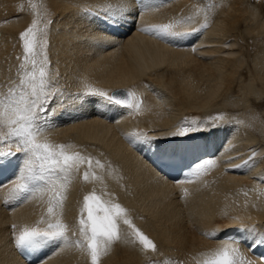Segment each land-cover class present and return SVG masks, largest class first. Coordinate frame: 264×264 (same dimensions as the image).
<instances>
[{
  "label": "bare ground",
  "instance_id": "6f19581e",
  "mask_svg": "<svg viewBox=\"0 0 264 264\" xmlns=\"http://www.w3.org/2000/svg\"><path fill=\"white\" fill-rule=\"evenodd\" d=\"M31 1L28 4L32 5ZM45 3L48 21L54 20L47 36V53L51 56L50 66L53 65L49 75L59 91L48 106L54 113L41 139L71 144L69 151L91 156L104 167L93 162L90 172L96 178L85 181L81 177L84 184L79 188L77 177L85 172L81 165L68 183L66 199L59 211L68 225L72 243L50 244L36 250V262H27L18 254L14 233L25 225L35 226L41 217L49 219L51 193L37 192L23 202L6 203L22 166L20 154L12 158L13 166L2 168L0 180V264H91L88 254L75 241L80 239L78 221L83 198L93 190L103 199H112L128 209L134 224L157 245L155 252L145 250L133 242L130 229L121 223V239L101 258V264H202L206 254L225 243L238 247L251 264H263L256 253L264 245L253 244L249 236L246 243L237 244L222 239V235L236 224L255 226L264 232V121L261 119L263 126H258L262 138L248 129L254 125L251 122L259 123L251 110L253 106L264 111V73L242 72L244 60L235 50L237 41L243 44L251 38L262 41L252 59L257 66L258 63L264 66V2L45 0ZM25 4L27 0H0V94L3 81L13 77L19 70L18 60L22 62L18 55L24 54L23 45L16 37L37 19L36 9L28 12L30 8ZM125 4L126 11L116 22L86 15L89 10L96 12L109 5ZM48 16L44 17V24ZM188 17L192 20L188 21ZM205 19L209 24L206 29L171 41L142 30L154 24L183 20L175 30L192 32ZM237 77L245 84V90L240 89L243 95L259 89V98L252 101V107L241 99L231 100L242 107L243 117L246 115L243 121V117L235 120L242 121L241 124L233 122L234 119L230 122L216 109L219 98L233 92ZM258 79L260 88L256 85ZM85 81L109 94L117 89H131L142 104L138 110L125 109L98 96H84ZM213 112L223 119L207 121L198 117ZM184 115L188 121L204 122L200 126L208 131L194 134L196 138L192 141L172 137ZM133 134L135 142L129 139ZM145 135L150 139L145 141ZM165 145L181 148L187 156L193 154L190 166L205 159L215 160L216 166L198 177L186 176L190 167L187 166L179 179L170 180L155 162ZM12 150L15 151V145ZM111 164L118 171L105 170ZM145 215L148 218L144 219ZM39 226L43 228L46 224Z\"/></svg>",
  "mask_w": 264,
  "mask_h": 264
},
{
  "label": "snow or ice",
  "instance_id": "6c2138e0",
  "mask_svg": "<svg viewBox=\"0 0 264 264\" xmlns=\"http://www.w3.org/2000/svg\"><path fill=\"white\" fill-rule=\"evenodd\" d=\"M33 8L36 6L33 5ZM127 5L113 7L109 5L100 11L89 10L86 15L93 19H109L116 22L126 11ZM103 13V15L101 14ZM40 14L34 19L31 25L20 33V40L23 45L22 62L19 65L22 74L19 84L8 89L7 94H0V169L13 166V159L20 154L21 167L10 189L9 198L11 201H25L32 198L37 192L48 191L51 193L48 200L46 221L41 217L35 226L25 225L21 230L14 233L15 245L21 250H40L50 244H69L72 241L68 235V225L61 219L63 202L66 199V189L74 172L80 170L81 165L87 164L91 169L93 162L103 168L104 165L91 156L83 155L78 151H69L73 145L53 144L47 139H41L45 129L50 124V115L54 110L48 106L56 97L58 89H54L52 77L48 68V29L51 21L41 27ZM188 21L192 17L187 18ZM185 21H172L164 24H154L144 27L142 30L166 40H174L191 36L209 24L207 19L200 28L192 32L177 31L176 25ZM18 59H21L18 57ZM29 65L31 69L29 70ZM84 96H98L109 104L117 105L125 109L138 110L142 104L141 98L131 89H117L112 94L93 87L86 81L83 84ZM222 120L223 116L218 115L210 118ZM204 122L198 120L182 122L176 132L171 133L172 137L185 138L182 141L195 140L196 133L203 135L207 129L203 128ZM136 134L129 139L135 142ZM145 141L150 138L143 136ZM15 145V151H13ZM6 146V147H4ZM158 151L159 146L157 145ZM185 150L173 148L159 152L160 167H165L167 161L182 156ZM248 161H245V165ZM245 165H236L237 168ZM216 161L205 159L189 167L188 177H198L215 167ZM96 178L94 172L85 171L83 179L88 181ZM80 239L75 244L85 251L90 257L91 264H101V258L107 256L115 242L121 239V223L130 229V236L133 242H138L145 250L155 252L157 245L140 228H138L129 217L128 209L122 204L112 200L103 199L95 190L85 195L80 208L79 216ZM46 224V227H40ZM13 229L16 225H12ZM238 231L247 233L255 245H264V232H259L255 226L240 227ZM216 235V233H210ZM202 264H251L241 250L232 243H225L210 253Z\"/></svg>",
  "mask_w": 264,
  "mask_h": 264
},
{
  "label": "rangeland",
  "instance_id": "374dc122",
  "mask_svg": "<svg viewBox=\"0 0 264 264\" xmlns=\"http://www.w3.org/2000/svg\"><path fill=\"white\" fill-rule=\"evenodd\" d=\"M261 2L263 1L264 2V0H260ZM30 2V1H29ZM28 2V0H27V4H25L24 6H26V7H29L30 8V10H32V11H30L29 9H28V12H34L35 11V9H36V14L37 13H39L40 14V21H41V27H43V25H44V17H46V16H48V11H46V7H47V5H46V3H45V0H35V1H31L32 2V5L31 4H28L29 3ZM36 4H34V3ZM37 2V3H36ZM44 2V3H43ZM26 3V2H25ZM254 5H255V7H257L258 5L257 4H255L254 2H252ZM33 5H35L36 7H35V9L32 7ZM45 5V6H44ZM212 5H213V3H212ZM25 7V8H26ZM44 8V9H43ZM257 9H260V7H257ZM19 14H20V12H18ZM17 13V14H18ZM259 13H260V10H259ZM47 19V21L45 22V23H47L48 22V19H49V16H48V18H46ZM50 21H51V24L49 25V29H48V33H47V36H48V34H49V32H50V30H51V25L53 24V21L54 20H52V19H50ZM243 27L245 28V24H243ZM20 39V36H17L16 37V40H19ZM251 42V43H250ZM263 44V42L262 41H260V40H257V39H255V38H251V40L249 41V42H247L246 44H243L242 42H236V44H235V50H236V54H238L243 60H244V63H243V65H242V72L244 71L245 72V74L246 75H249L251 72H256V70H260V71H262L263 73H264V66L262 67V64H259L258 63V66L256 65V63H255V60H254V58L252 59V56H254V50H256L258 47H262L261 45ZM21 45V44H20ZM11 54V53H10ZM18 57H20V55H18ZM22 57H23V55L20 57L21 59H22ZM48 58L50 59L51 58V56L50 55H48ZM260 58V61H261V57H259ZM20 61L18 60V64L20 65V63H19ZM17 68V67H16ZM53 68V65H52V67L51 66H49V68H48V71H49V74H50V69H52ZM19 69V68H18ZM31 69V65H29V70ZM17 70V69H16ZM241 72V73H242ZM240 74V73H239ZM21 76H22V74L20 73V69L17 71V73L16 74H14L13 75V77H11V78H7V79H5L6 80V82H5V80L3 81L4 83H2L3 85H1V90H2V94H7V92H8V89L10 88V87H13V86H15V85H18L19 84V80L21 79ZM51 76V75H50ZM260 77V76H259ZM238 78V77H237ZM236 78V82L234 83V85H235V87H234V90H233V92H231V93H229L226 97H221V98H219V101H218V105H217V107H216V109L217 110H219L221 113H223L224 115H225V117H226V119H228L230 122H232L233 121V119H234V121L233 122H236L235 120H237V121H239L238 119L241 117H243V113L241 112L242 111V107L241 106H238L236 103H234V102H232L231 100L232 99H234V98H237V99H241V101L242 102H249L248 104L249 105H251V107H252V101L254 102L255 100H256V98H259V95H258V92H259V89H257L256 90V92H254V93H248L249 95L247 96V95H243V92L241 93L240 92V89L242 88L243 89V91L245 90V84H242L241 83V81H240V78H238L237 79ZM263 78H264V76H263ZM54 81H53V79H52V83H53ZM257 87L258 88H260V86H261V82H260V80L258 79L257 80ZM54 87V86H53ZM54 89H56V87H54ZM230 95H232L231 96V98L228 100L227 99V97H229ZM243 95V96H242ZM239 97V98H238ZM240 97H242V98H240ZM52 104V103H51ZM215 110V109H214ZM232 110V111H231ZM234 110V111H233ZM252 110V112L253 113H255L256 114V117H257V119H258V121H259V123H258V125H257V122L256 121H253V122H251V123H253L254 125L253 126H249L248 127V129H252V131L253 130H255L256 132H257V135L256 136H258V137H260V138H262L261 137V134L260 133H258L259 132V127L258 126H263V123H261L260 122V120L262 119L263 121H264V111H260V110H258V108L256 107V106H253V108L251 109ZM173 111V110H172ZM239 114V115H236V112ZM176 111L174 110V113H175ZM231 112H233V113H231ZM173 113V112H172ZM213 113H214V115H213ZM210 116H208V115H205V114H203V115H199L198 117L199 118H201V120L203 119H206L207 121H210V120H212V119H210V118H212V117H216V116H218L215 112H213ZM235 113V114H234ZM233 117H232V116ZM227 116H228V118H227ZM246 116V115H245ZM243 117L242 118V121L243 120H245V118L246 117ZM240 118V119H241ZM182 120L183 121H185V120H190V119H188V117L186 118V116L184 115L183 117H182ZM242 121H240V122H236V123H238V124H241V122ZM247 121V120H246ZM257 125V126H256ZM255 126V127H254ZM257 129V130H256ZM113 164H111V166H109V167H106L105 168V170H108V171H118V169H117V167H115V166H112ZM82 170H84V171H91V170H93V167L91 168V169H89L88 168V166H87V164H84L83 166H82ZM73 174H75V172L73 173ZM75 175H77V174H75ZM81 177H83V174L82 175H79L77 178L79 179V181H80V185L81 186H79V188L80 187H82V185L84 184V180H81ZM239 191V190H238ZM48 197V196H47ZM228 206V205H227ZM131 216H133V215H131ZM146 218H148L146 215H145V218L144 219H146ZM133 219V218H132ZM135 221V220H134ZM134 223V222H133ZM142 230V229H141ZM150 254V253H149ZM151 254H153V253H151Z\"/></svg>",
  "mask_w": 264,
  "mask_h": 264
}]
</instances>
